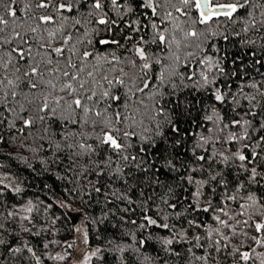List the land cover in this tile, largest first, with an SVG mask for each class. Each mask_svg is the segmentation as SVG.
<instances>
[{
  "label": "snow or ice",
  "instance_id": "6c2138e0",
  "mask_svg": "<svg viewBox=\"0 0 264 264\" xmlns=\"http://www.w3.org/2000/svg\"><path fill=\"white\" fill-rule=\"evenodd\" d=\"M17 2L0 0V126H4L0 143L5 142V129L20 133L25 128L42 129L39 139L52 152L51 166L61 165L63 154L69 172L87 158L81 174L94 172L99 177L108 169L110 174L124 176L119 165L111 168L116 156L128 169L125 184L128 177L143 173L140 183L167 188L159 197L166 207L156 206L157 218L145 210L138 227L148 232L155 226L168 234L157 237L148 232L135 249L140 252L158 242L155 259L159 264L181 256L174 245H187L188 257L200 264H209L210 259L218 264V255L233 264L250 260L264 264V252L252 247H264V73L257 67H264V0H35L20 11L31 13L34 7L44 10L43 14H29L23 20L13 8ZM101 32L108 36L96 43L130 55L95 50L91 37ZM245 56L259 58L246 60ZM252 71L262 79L257 81ZM193 126L197 131H192ZM216 144L236 147L219 151ZM44 147L40 144L29 150L36 153ZM187 155L196 167L180 163ZM20 159L28 163L27 158ZM217 162L229 167V172L215 170ZM201 174L204 178H198ZM162 175L192 191L177 197ZM4 187L16 194L22 191L19 186ZM3 194L0 190V197ZM169 194L177 202L187 200L183 212L175 211L177 203L169 202ZM117 199L133 203L125 195ZM39 211L28 200L16 211L0 212V258L5 264L28 260L25 251L42 264L29 242L11 228L15 220L21 222L17 224L20 231L39 236L43 229L32 216ZM198 213L209 214L210 222ZM170 217L178 221L183 217V225L167 223ZM5 234L19 240L20 246L6 240ZM245 247L249 250H242ZM118 250L123 253L125 249ZM99 252L85 256L81 264H89ZM45 255L51 260L66 259L61 254Z\"/></svg>",
  "mask_w": 264,
  "mask_h": 264
},
{
  "label": "trees",
  "instance_id": "16d2710c",
  "mask_svg": "<svg viewBox=\"0 0 264 264\" xmlns=\"http://www.w3.org/2000/svg\"><path fill=\"white\" fill-rule=\"evenodd\" d=\"M4 2L7 3L8 0H4ZM30 2L34 3L35 0H18L17 4L13 5V8L18 11L21 20L29 14L34 16L43 14L44 10H37L34 7L31 9V13L20 11L25 4H29ZM0 11H3V9H0ZM74 14L75 13H64V15L68 17H72ZM67 24L71 25L72 20L69 19ZM76 27L79 28L81 34L84 32L83 27ZM26 28L27 24H25V29ZM70 30L75 34V29ZM107 36V33L101 32L91 37L95 45V50L101 53H105L106 50H114L117 56L130 55V53L126 52L124 49H117L115 46H104L96 43L97 40L107 38ZM8 47H11V45ZM225 47H228L229 51H235V49L227 44H225ZM88 48L89 50H93L92 46H88ZM81 50H83V48H81ZM247 51L248 49L246 48L245 52ZM257 58H259V56H245L246 60H255ZM257 67L259 68V72L264 73V67H260L259 65H257ZM251 75L255 77L257 81L262 79L256 71H252ZM245 90L249 91L247 88ZM0 111H3V109L0 108ZM5 115H8V113H5ZM9 118L11 119V117ZM16 124L17 128L20 127L19 121H16ZM3 127L4 126H0V128ZM52 127L54 130L57 129L55 124H53ZM185 127H187V125H185ZM207 127H212V125L208 123ZM29 131L32 132L31 136L28 135ZM85 131H88V129H85ZM192 131H197L195 126H193ZM42 134V129L38 132L35 129L29 130L27 128L24 129L23 133L16 131V129L10 131L5 129L3 132L5 142L0 143V171L5 174V177H3V184L0 185V190H3L4 193L3 197H0V200L3 201V203L0 204V212L6 215L9 211H16L17 206L28 198L33 201V203L37 204L40 209L39 213L33 212L32 216L34 222L43 230L40 232L39 236H30L17 228V224L21 222L15 220L11 222V228L19 231L20 238L27 240L29 246L36 251L38 256H41L43 244L55 239L68 240L73 235L74 227L72 226L67 211L63 209L61 204L62 201H64L70 203L71 206L77 208L81 212V217L86 224L88 244H97L100 249L99 255L95 257L90 264H159L158 260L155 259L157 257V251L160 249V244L158 242L154 241L141 248L140 252H136L135 249L140 247L138 240L141 239L142 236L147 235L148 232L154 233L157 237L166 236L168 234L166 231H162L155 226L150 227L148 232H142L138 227V225L143 222V213L145 210H147L149 216L157 218L158 214L155 211L156 206L159 205L161 208L166 207L159 197L167 193V188L152 185L150 182L140 183L144 178L143 173H137L135 178L128 177V182L125 184L124 179L127 176L128 169L116 156H113L111 168L115 170L119 165L124 170V176L110 174L108 169H105V174L99 177L96 176L94 172H85L81 174L83 165L87 162V158L80 160L75 170L69 172L66 170L68 162L64 159L63 154L60 156L63 163L61 165L51 166L52 152L48 149L47 142L39 139ZM204 134L207 135L208 133L204 132ZM12 137H15V139H12ZM25 137H27V139H25ZM54 139H58V137H54ZM88 142L92 143L93 141L89 140ZM22 144L23 147H21ZM40 144L45 145L43 150L36 153L29 150L30 148L38 147ZM215 147L219 151H225L226 149L235 150L236 146L227 145L221 147V144H216ZM198 154L201 153L198 152ZM203 154L207 155V153ZM101 156H103V153H101ZM20 157L27 158L28 163L26 164ZM93 159L97 160L99 157L94 156ZM42 161H48V163H42ZM185 162H188L193 167L197 166L190 155L180 158V163ZM29 164L31 167H28ZM213 167L215 170L223 169L225 173H228L230 170L229 167H225L219 162L215 163ZM204 168L207 169L208 165L205 164ZM148 175L151 176V173ZM193 175L196 174L193 173ZM198 178H204V174H201ZM229 179H231V177H229ZM241 179H244V177L241 176ZM161 180L166 184H170L175 189L177 197L187 196L192 191L190 186H177L174 180L166 176L162 175ZM5 185H10L11 188L19 186L22 191L16 194L12 192L10 188L4 187ZM93 186L100 187L101 191L99 193L94 191ZM141 191L143 194H141ZM113 192L116 193V196H113ZM121 195L127 196L133 203L129 204L127 200L117 199V197ZM149 196H151V199H148ZM168 199L170 203H177L176 212H183L187 207V200L177 202V199L173 198L170 194L168 195ZM49 204L51 207L47 208L45 211V206ZM181 205H183V207H181ZM125 208L130 210L125 212ZM166 211L171 212L173 210L166 209ZM198 216L210 222L209 214L198 213ZM191 218V216H188V219ZM183 219V217H180L178 221L174 217H170L167 223H176L179 227L183 225ZM133 220L136 221L135 224L131 223ZM52 221H55V223L53 224ZM22 223L28 227L32 226L28 224L27 221H23ZM8 226L9 225L6 224V227ZM36 230V228H33V231ZM133 235L135 239H133ZM4 238L14 242L16 246H20L19 240H16L14 237L5 234ZM233 243H235V241H233ZM245 243L252 244L251 241H245ZM118 247L124 248V252L121 253ZM174 247H177V250L181 251V256L169 257L168 264H200V262L191 260L188 257V254L184 251L187 245H174ZM252 247L256 249V252H264V247H258L255 244H252ZM2 250L3 249H0V251ZM242 250L249 249L245 247ZM194 251H196L197 255L201 254L199 250L194 249ZM23 255L29 257V259L26 261L17 259L15 264H36L35 260L30 258V254L27 253V251H25ZM145 257L149 259L146 260ZM41 260L42 262L44 261L42 257ZM216 260L218 264H233L231 260H225L223 255L216 256ZM0 264H5L2 258H0ZM209 264H212L211 259ZM248 264H260V262L259 260H250Z\"/></svg>",
  "mask_w": 264,
  "mask_h": 264
},
{
  "label": "rangeland",
  "instance_id": "374dc122",
  "mask_svg": "<svg viewBox=\"0 0 264 264\" xmlns=\"http://www.w3.org/2000/svg\"><path fill=\"white\" fill-rule=\"evenodd\" d=\"M4 175L5 174H3L0 171V180H4L3 179V177H5ZM28 200L30 199L26 198L25 200H23V202H21V204H24ZM61 204L63 206V209L67 211V213L72 214L74 216L78 214L80 215L78 217L76 226H73L74 227L73 235L72 237H70V239L50 240L49 242L46 243L48 244V248L46 250L44 248L41 249V257L44 260L42 264H81L85 256L90 255L92 252L99 249V247L97 244H88L86 224L81 217V212L77 208L71 206V204L68 202L62 201ZM23 214H26V213H23ZM69 219L72 222V217L69 216ZM85 239L87 240V242H85ZM53 242H56V243H53ZM68 244H72L73 246L71 248H68L67 247ZM45 253H50L51 255H56V254L65 255L66 259L63 261L51 260L46 257ZM98 255L99 253L97 254V256ZM94 258L95 257H92L91 261Z\"/></svg>",
  "mask_w": 264,
  "mask_h": 264
},
{
  "label": "water",
  "instance_id": "95a60500",
  "mask_svg": "<svg viewBox=\"0 0 264 264\" xmlns=\"http://www.w3.org/2000/svg\"><path fill=\"white\" fill-rule=\"evenodd\" d=\"M68 215H69L70 217H72V226H76L77 221H78V217H79L80 214L74 216V215L68 213Z\"/></svg>",
  "mask_w": 264,
  "mask_h": 264
}]
</instances>
